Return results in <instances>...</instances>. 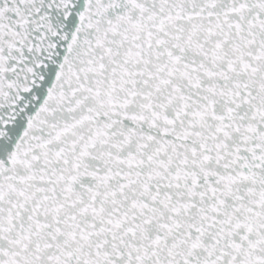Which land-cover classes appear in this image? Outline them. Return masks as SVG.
<instances>
[{
  "label": "snow or ice",
  "instance_id": "1",
  "mask_svg": "<svg viewBox=\"0 0 264 264\" xmlns=\"http://www.w3.org/2000/svg\"><path fill=\"white\" fill-rule=\"evenodd\" d=\"M0 264H264V0H0Z\"/></svg>",
  "mask_w": 264,
  "mask_h": 264
}]
</instances>
